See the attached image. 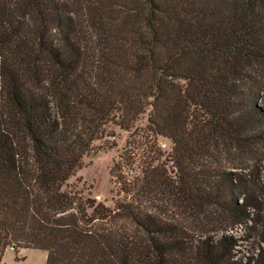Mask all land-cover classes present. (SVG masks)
Instances as JSON below:
<instances>
[{"label": "trees", "instance_id": "16d2710c", "mask_svg": "<svg viewBox=\"0 0 264 264\" xmlns=\"http://www.w3.org/2000/svg\"><path fill=\"white\" fill-rule=\"evenodd\" d=\"M144 115L175 174L150 165L141 193L213 235L188 239L125 183L111 208L70 192L107 125ZM261 164L264 0H0V262L13 246L45 264H264ZM237 225L260 238L251 257Z\"/></svg>", "mask_w": 264, "mask_h": 264}, {"label": "rangeland", "instance_id": "374dc122", "mask_svg": "<svg viewBox=\"0 0 264 264\" xmlns=\"http://www.w3.org/2000/svg\"><path fill=\"white\" fill-rule=\"evenodd\" d=\"M90 56V52H87L86 57ZM146 124V115L141 116L129 131H124L113 123L108 124L106 135L93 143L91 155L83 158L81 169L68 180L70 192L83 205L87 202V207L90 205L88 202L93 201L95 204L101 203L111 208L116 201H123L122 189H125V183L127 189L132 192L131 196L135 198L133 206H139L144 213L148 212L147 214L156 218L183 227L185 233H188L187 238L192 241L207 234L213 235V231H199L190 217L187 218L188 214L178 200L168 196V191L155 185V188L146 190L145 194L141 193L143 172L147 171L150 165L165 168L171 177L175 174L170 161V140L153 136L145 127ZM257 171H260L259 175L263 179L264 164L259 165ZM131 196L126 198L128 203L132 201ZM254 232L243 225H237L227 231L228 235L238 240L237 257H251L262 246L258 234ZM133 234L139 236L138 232ZM45 260L44 251L23 248L16 251L11 246L5 250L0 264H45Z\"/></svg>", "mask_w": 264, "mask_h": 264}]
</instances>
